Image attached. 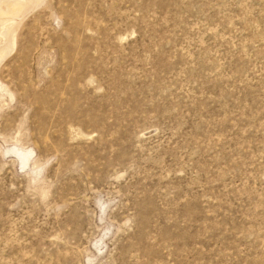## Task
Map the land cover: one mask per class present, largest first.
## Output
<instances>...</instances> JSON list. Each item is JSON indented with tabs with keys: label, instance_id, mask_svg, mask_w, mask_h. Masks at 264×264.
<instances>
[{
	"label": "rangeland",
	"instance_id": "obj_1",
	"mask_svg": "<svg viewBox=\"0 0 264 264\" xmlns=\"http://www.w3.org/2000/svg\"><path fill=\"white\" fill-rule=\"evenodd\" d=\"M0 10V264H264V0Z\"/></svg>",
	"mask_w": 264,
	"mask_h": 264
},
{
	"label": "bare ground",
	"instance_id": "obj_2",
	"mask_svg": "<svg viewBox=\"0 0 264 264\" xmlns=\"http://www.w3.org/2000/svg\"><path fill=\"white\" fill-rule=\"evenodd\" d=\"M19 4V3H18ZM10 5H12V4H10ZM9 8H11L10 9V16L12 17L13 15H16V14H19V12L21 11V6L19 7V6H10ZM9 10V9H8ZM20 15V14H19ZM9 15L6 13V12H4L3 10H0V19H5V18H7ZM18 16V15H17ZM17 18V17H16Z\"/></svg>",
	"mask_w": 264,
	"mask_h": 264
}]
</instances>
